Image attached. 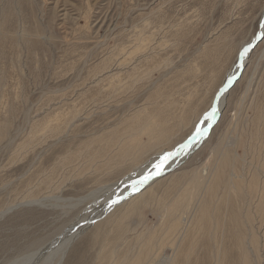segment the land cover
Instances as JSON below:
<instances>
[{
  "label": "rangeland",
  "instance_id": "rangeland-1",
  "mask_svg": "<svg viewBox=\"0 0 264 264\" xmlns=\"http://www.w3.org/2000/svg\"><path fill=\"white\" fill-rule=\"evenodd\" d=\"M263 4L0 0V264H144L151 237L149 264H264V39L203 145L117 203L209 109Z\"/></svg>",
  "mask_w": 264,
  "mask_h": 264
},
{
  "label": "bare ground",
  "instance_id": "bare-ground-1",
  "mask_svg": "<svg viewBox=\"0 0 264 264\" xmlns=\"http://www.w3.org/2000/svg\"><path fill=\"white\" fill-rule=\"evenodd\" d=\"M260 18H259V23H260V27H259V30H258V34L260 33L261 29H262V22H263V19H264V4H263V7H262V11L260 12ZM257 34V35H258ZM41 36V35H40ZM256 35H254L252 37V39L255 37ZM39 38V37H38ZM256 38V37H255ZM254 38V39H255ZM251 39V40H252ZM249 40L248 42L251 43ZM246 42L244 43L240 50H239V54H238V57H237V61L236 63L234 64V67H231V69L227 72V79L224 81V82H221L222 84L217 88V90L215 91L214 93V96L210 102V107L207 111H204V114L201 116V118H199L197 124L195 125V127L193 128V130L188 134V136H186L184 139H182L181 142H179V144H177L176 146L174 147H171L169 150L167 151H164L161 156L162 157H159V160H157L158 164L156 165H159L161 164L163 158L168 155L169 153H175L174 155H172L167 161H165L163 163V167H162V170L160 171V174L159 175H156V165L155 167H153V169H149L146 173H144V177L146 176H149L151 175V179L147 180L146 182H143L141 183L143 179H141V181L139 182H136V184H133L131 187H129L128 190L126 191H123L122 193H120L118 196H119V200L117 201L118 204H120V202L122 201H125L127 198L131 197L132 199L130 200V202L128 203V205L130 206V208L132 209H136L139 207V205L141 204L138 200H141L142 203L144 204H147L146 201H145V198L143 195L146 196V192L149 191L148 188L152 185V183L154 182L155 179H157L161 174L165 173V172H169L170 170H172L175 166L181 164L182 162H184L186 159H188L189 157H192V153H194V151L196 149H198V147L201 146V144L203 145V143L207 140L208 138V135H207V132H208V129H209V124L208 122L204 121V116L207 112L211 111L212 107H216L217 109V112H216V115H215V118L216 116L218 115V113L222 114L223 110H224V107L226 105L225 101H226V97L228 95L225 94L224 95V92L225 90L227 89L230 81L236 76L238 75V73L240 72V68H241V64L243 62V60L245 59V56L244 55L243 57H241V53L244 51L245 48L248 47L249 43ZM253 42V41H252ZM245 45V46H244ZM249 62V58L247 59L246 61V66ZM246 68V67H245ZM242 76V75H241ZM241 78V77H240ZM237 82V81H236ZM236 84V83H235ZM234 84V85H235ZM230 91V90H229ZM228 91V92H229ZM207 109V108H206ZM205 109V110H206ZM201 115V114H200ZM200 117V116H199ZM214 118V120H215ZM213 120V121H214ZM50 121V120H49ZM213 121L211 122V124L213 123ZM210 124V125H211ZM148 125V124H146ZM145 125V126H146ZM10 126V125H9ZM144 126V125H142ZM142 128V127H141ZM200 128H204L206 129V132L204 135H197V130L200 129ZM139 129V128H138ZM145 129V128H144ZM1 130V129H0ZM146 130L149 132L150 135H153L156 139L157 138H164L165 134H167L165 131L159 129L156 125L154 124H150L146 127ZM139 132V131H137ZM136 132V133H137ZM123 140V139H122ZM127 141V140H126ZM123 142V141H122ZM154 142V141H153ZM122 145V144H121ZM184 145H188V147H184ZM122 147V146H121ZM143 149V146L142 144H134V145H129V146H126L124 147L120 152L119 154L117 155L118 158H121V159H132L134 157H137L139 156L141 153L143 152H140V150ZM138 152V153H136ZM155 159V158H154ZM151 164V163H150ZM145 169V168H144ZM208 173V172H207ZM205 174V173H204ZM205 176V175H204ZM202 179V178H201ZM127 180V179H126ZM204 180V179H203ZM200 182V181H199ZM202 183V182H201ZM231 183V182H230ZM125 184V183H124ZM227 185V184H226ZM231 186V184H230ZM263 186H264V180H263ZM237 188V186H234ZM151 188V187H150ZM215 188V187H214ZM225 188V187H224ZM230 188V187H229ZM264 189V187H263ZM145 190V191H144ZM209 191V190H208ZM229 191V190H228ZM228 194V193H227ZM135 197L133 198L132 196ZM229 198V197H228ZM211 201V199H210ZM34 202V201H33ZM214 201L212 200V203ZM211 203V202H210ZM210 203L208 201H204L201 205V208H200V211H201V217L200 219L202 221H205L204 219L207 218L208 216V211H209V207H210ZM111 205V204H110ZM142 205V204H141ZM114 206V205H113ZM214 206H215V202H214ZM100 207V206H99ZM216 207V206H215ZM110 210L111 207L110 206H106L105 208H103V210L98 213L99 215L103 212V214L105 213V211L107 210ZM214 209V208H213ZM101 214V215H103ZM183 218V217H182ZM93 220V219H92ZM91 221H87V223L85 222L83 224V226H81V228L79 230H75L73 232L70 233V235H68L67 237H65L66 239L64 240L63 239V242L60 243V254H59V257L61 255V258H60V261L63 260L64 256H65V253H66V250H67V247L68 245L71 243V241L74 239L75 236H77L84 228H86L90 223ZM170 226V225H169ZM220 226V225H219ZM215 228V227H214ZM75 233V234H74ZM243 235H240L238 237V240H239V243H240V252H241V259L244 261L245 259H247V251L245 249V247L243 246V242H244V236L242 237ZM155 237V236H154ZM157 239V238H156ZM159 245H160V242L158 243L157 240H155L153 237H151V239H149L148 243L145 245V248H144V252H142L138 257H137V260L139 262H141L142 260L145 261L144 264H149L150 263V258L152 256V253H153V250H159ZM175 245V244H174ZM161 246V245H160ZM69 249V248H68ZM189 255V254H188ZM220 259V258H219ZM136 260V262H137ZM218 261L217 260V264H218Z\"/></svg>",
  "mask_w": 264,
  "mask_h": 264
},
{
  "label": "water",
  "instance_id": "water-1",
  "mask_svg": "<svg viewBox=\"0 0 264 264\" xmlns=\"http://www.w3.org/2000/svg\"><path fill=\"white\" fill-rule=\"evenodd\" d=\"M262 25H264V19H263V22H262ZM262 33H264V27H262L260 33L256 36V38L253 40V42L251 44L248 45V52L245 56V59L243 60L242 64H241V68H240V72L238 73V75H236L229 83L227 89L225 90L224 92V95L228 93V91L234 86V84L236 83V81H238L246 67V61L247 59L250 57L252 51L257 47V45L264 39V35H262ZM221 117V114L218 113V115L216 116L215 120L213 121V123L210 125L209 129H208V132H207V135H209V133L211 132L212 128L218 123L219 119ZM23 205H27V206H34V205H38V206H41L42 204H40L39 202H27V203H24ZM4 213L1 215L3 216ZM66 255V253H65ZM65 258V256H64ZM63 258V260H64ZM62 260V262H63Z\"/></svg>",
  "mask_w": 264,
  "mask_h": 264
},
{
  "label": "snow or ice",
  "instance_id": "snow-or-ice-1",
  "mask_svg": "<svg viewBox=\"0 0 264 264\" xmlns=\"http://www.w3.org/2000/svg\"><path fill=\"white\" fill-rule=\"evenodd\" d=\"M262 27H264V25H262ZM262 35H264V33H262ZM248 50H249L248 48H245L244 51L241 53V57H243L244 55H246L247 52H248ZM216 112H217L216 107H212L211 111H209V112H207L205 114L204 121L208 122L209 126H210L211 122L214 120L215 115H216ZM205 132H206V129L200 128V129L197 130V135H204ZM184 147H188V145H184ZM174 154L175 153H169L168 155H166L163 158L161 164L156 165V173H155L156 175H159L160 174V171L162 170V167H163V163L165 161H167ZM149 179H151V175L144 177V180L141 183L146 182Z\"/></svg>",
  "mask_w": 264,
  "mask_h": 264
}]
</instances>
